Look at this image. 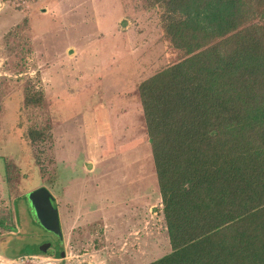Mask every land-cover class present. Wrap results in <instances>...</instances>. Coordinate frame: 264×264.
<instances>
[{"label": "rangeland", "instance_id": "1", "mask_svg": "<svg viewBox=\"0 0 264 264\" xmlns=\"http://www.w3.org/2000/svg\"><path fill=\"white\" fill-rule=\"evenodd\" d=\"M186 56L148 0H0V264L171 251L138 86ZM41 187L61 236L28 201Z\"/></svg>", "mask_w": 264, "mask_h": 264}, {"label": "trees", "instance_id": "2", "mask_svg": "<svg viewBox=\"0 0 264 264\" xmlns=\"http://www.w3.org/2000/svg\"><path fill=\"white\" fill-rule=\"evenodd\" d=\"M148 2L187 54L138 86L171 247L149 264H264V0Z\"/></svg>", "mask_w": 264, "mask_h": 264}, {"label": "water", "instance_id": "3", "mask_svg": "<svg viewBox=\"0 0 264 264\" xmlns=\"http://www.w3.org/2000/svg\"><path fill=\"white\" fill-rule=\"evenodd\" d=\"M27 195L36 219L46 230L61 236L58 211L51 205L50 201L52 199L49 191L41 187L29 192Z\"/></svg>", "mask_w": 264, "mask_h": 264}]
</instances>
